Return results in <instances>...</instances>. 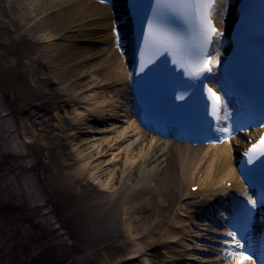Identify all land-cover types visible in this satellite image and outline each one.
Wrapping results in <instances>:
<instances>
[{
	"label": "bare ground",
	"instance_id": "6f19581e",
	"mask_svg": "<svg viewBox=\"0 0 264 264\" xmlns=\"http://www.w3.org/2000/svg\"><path fill=\"white\" fill-rule=\"evenodd\" d=\"M106 1L102 5L91 0H13L10 5L12 8L14 4L13 10L19 14H26L25 10L33 6L29 12L37 14L33 20L44 17L57 22L53 17H58V23L63 24L59 31L45 24L38 26L36 35L45 42H68L72 33L82 32L84 42L77 44L74 39L67 46L55 44L57 55L44 54L58 80L61 75L66 78V72L70 75L59 82L61 99L55 105L56 109L65 106L69 114V131L62 141L68 147L64 156L75 167L69 173L70 180L94 186L90 192L98 196L95 209L102 215L93 220H112L117 232L125 233L128 245L121 246L120 251L129 253L135 245V252L127 256L132 264H225L219 255L217 231L208 220L200 224L196 218L215 212L221 203L236 197L240 200L235 205L245 204L234 146L172 145L146 132L129 117L134 64L122 59L116 45L123 43L130 54L134 40L124 1ZM236 1L216 0L213 18L220 30L214 48L216 57L227 47L226 36L236 20ZM33 44L26 47L36 50L38 46ZM45 49L52 55L50 47ZM25 52L28 50L21 51ZM41 97L42 102L36 106L40 113L49 104L47 98L57 95L44 91ZM38 118L42 124L49 122L45 116ZM55 119L65 122L64 116L51 118ZM108 120L112 122L107 124ZM43 134H47V128L39 130L38 136ZM53 138L58 139V135ZM152 200L159 208L156 216L149 213ZM188 236L197 239L200 246L188 245ZM95 264L108 263L97 260Z\"/></svg>",
	"mask_w": 264,
	"mask_h": 264
},
{
	"label": "rangeland",
	"instance_id": "374dc122",
	"mask_svg": "<svg viewBox=\"0 0 264 264\" xmlns=\"http://www.w3.org/2000/svg\"><path fill=\"white\" fill-rule=\"evenodd\" d=\"M12 1L0 0V264H95L97 260L132 264L127 256L137 248L121 252V246L128 245L125 233L117 232L112 220H93L102 215L95 209L98 196L90 192L94 186L74 184L69 173L75 167L64 156L68 147L62 137L69 131V114L65 106L56 109L55 105L61 99L58 84L70 75L66 72V78L61 75L58 80L44 54L57 55L55 44L84 42L82 32L72 33L68 42H45L36 35L38 26L59 31L63 24L58 17H53L57 22L44 17L33 20L37 15L29 14L33 6L19 14L14 4L10 7ZM33 42L36 50L27 48ZM45 47L52 49V55ZM44 91L57 98L48 97L49 104L40 113L36 106ZM40 116L49 122L42 124ZM53 116H64L65 122L51 120ZM60 124L64 127L57 129ZM43 128L47 134L38 136ZM151 202L149 213L156 216L158 205ZM186 239L191 247L200 246L192 236Z\"/></svg>",
	"mask_w": 264,
	"mask_h": 264
},
{
	"label": "snow or ice",
	"instance_id": "6c2138e0",
	"mask_svg": "<svg viewBox=\"0 0 264 264\" xmlns=\"http://www.w3.org/2000/svg\"><path fill=\"white\" fill-rule=\"evenodd\" d=\"M135 5L136 0H132ZM155 9L152 17H145L144 23L147 27V37L143 33L141 39L145 46L155 50L157 59L164 57V63L173 66L178 65L179 71L173 67V71L177 72V78L183 80L185 74L191 81H201L206 74H211L215 61L208 53V48L213 42V37L219 36L214 22L213 13L216 7V0H154ZM171 57V59H169ZM145 64L140 65V72L145 71ZM208 93L215 98L211 116L215 118L211 131L215 134L217 141L223 142L235 135L243 132L245 128L252 127V122L238 121L233 119L231 123L228 115H223V101L216 95L213 89L208 88ZM184 100L183 95L180 96ZM215 101H221L216 104ZM254 119V118H253ZM260 123L264 124V113L261 114ZM252 154H255L254 156ZM248 159L246 164H254L260 161V167L264 169V136L260 141L253 143L252 147L245 153ZM250 199L251 206L254 209L257 200ZM235 231H229L225 238V244L231 238L235 251L227 253L229 258L239 257L241 261H252V257L245 255L241 250L246 251L244 243L236 238ZM264 264V255L260 257ZM255 264V261H252Z\"/></svg>",
	"mask_w": 264,
	"mask_h": 264
}]
</instances>
